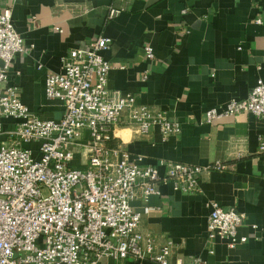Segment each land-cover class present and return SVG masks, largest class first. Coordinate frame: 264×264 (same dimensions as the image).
Instances as JSON below:
<instances>
[{
  "label": "crops",
  "instance_id": "obj_1",
  "mask_svg": "<svg viewBox=\"0 0 264 264\" xmlns=\"http://www.w3.org/2000/svg\"><path fill=\"white\" fill-rule=\"evenodd\" d=\"M6 5L24 46L11 57L8 82L30 111L42 118L62 116V102L46 97V73L61 69L70 47L104 33L111 37L101 50L112 63L108 87L131 92L136 102L180 124L166 136L158 125L147 132L119 127L124 148L140 154L141 163L224 164L203 171L195 191L165 180L146 199L131 201L140 212V231L154 238L155 248L171 240L170 261L180 257L184 264L195 258L203 264H264V119L247 111L205 116L210 108L244 98L264 77V0H0V10ZM146 44L153 56L146 55ZM0 121L6 130L15 120ZM6 139L1 133L0 142ZM80 161L76 150L73 162ZM164 169L159 166L161 174ZM212 200L244 214L237 227L244 241L229 246L209 239ZM112 263L110 257L99 262ZM125 264L160 263L129 258Z\"/></svg>",
  "mask_w": 264,
  "mask_h": 264
},
{
  "label": "built area",
  "instance_id": "obj_2",
  "mask_svg": "<svg viewBox=\"0 0 264 264\" xmlns=\"http://www.w3.org/2000/svg\"><path fill=\"white\" fill-rule=\"evenodd\" d=\"M110 42L109 35L100 33L62 54L61 69L46 73L45 94L59 99L64 112L58 119L42 118L8 82L11 57L24 46L11 5L0 10V118L15 120L6 130L0 121V134L7 135L0 142V264H99L108 257L112 264L129 258L184 264L180 257L170 261L171 240L155 248L154 238L140 231V212L131 201L146 199L165 180L175 189L195 191L203 171L224 164L141 163L140 154L132 156L124 148L116 134L119 127L147 132L158 125L166 136L178 132L180 124L164 111L136 102L131 92L108 87L112 63L101 50ZM145 51L153 56L150 44ZM240 111L264 119V77L244 98L229 100L221 110L210 108L205 116L210 120ZM259 149L264 150V140ZM76 150L78 163L73 162ZM159 166L165 168L163 174ZM209 205V239H224L229 246L244 241L237 235L244 214L215 200ZM193 264L203 262L195 258Z\"/></svg>",
  "mask_w": 264,
  "mask_h": 264
},
{
  "label": "rangeland",
  "instance_id": "obj_3",
  "mask_svg": "<svg viewBox=\"0 0 264 264\" xmlns=\"http://www.w3.org/2000/svg\"><path fill=\"white\" fill-rule=\"evenodd\" d=\"M28 145L32 146V147H35V142H31V143H28ZM34 156H36V153L34 152Z\"/></svg>",
  "mask_w": 264,
  "mask_h": 264
}]
</instances>
